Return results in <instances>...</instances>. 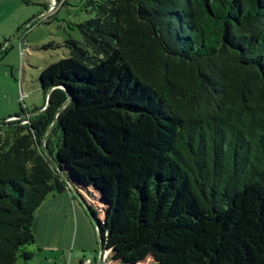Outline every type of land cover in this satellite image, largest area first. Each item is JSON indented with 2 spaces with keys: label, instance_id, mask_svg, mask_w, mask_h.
Listing matches in <instances>:
<instances>
[{
  "label": "trees",
  "instance_id": "16d2710c",
  "mask_svg": "<svg viewBox=\"0 0 264 264\" xmlns=\"http://www.w3.org/2000/svg\"><path fill=\"white\" fill-rule=\"evenodd\" d=\"M88 3L40 73L46 108L0 121V264L33 256L36 211L68 189L44 149L107 264H264V0ZM80 107L79 149L58 160Z\"/></svg>",
  "mask_w": 264,
  "mask_h": 264
},
{
  "label": "rangeland",
  "instance_id": "374dc122",
  "mask_svg": "<svg viewBox=\"0 0 264 264\" xmlns=\"http://www.w3.org/2000/svg\"><path fill=\"white\" fill-rule=\"evenodd\" d=\"M89 0H0V121L31 113L45 103L39 80L49 64L69 56L68 38L80 39L75 24L94 17ZM87 111L80 107L60 119L63 143L55 158L79 149L82 135L78 130L80 117ZM25 118V117H24ZM10 119L7 121H13ZM139 161L133 154L110 171H133ZM33 256L18 258L15 264H105L98 244L84 251L74 247L44 248L29 246ZM73 254V255H72Z\"/></svg>",
  "mask_w": 264,
  "mask_h": 264
},
{
  "label": "crops",
  "instance_id": "0c3cea01",
  "mask_svg": "<svg viewBox=\"0 0 264 264\" xmlns=\"http://www.w3.org/2000/svg\"><path fill=\"white\" fill-rule=\"evenodd\" d=\"M82 200L70 189L49 196L33 219L36 245L44 248L72 246L82 253L96 247V228Z\"/></svg>",
  "mask_w": 264,
  "mask_h": 264
},
{
  "label": "water",
  "instance_id": "95a60500",
  "mask_svg": "<svg viewBox=\"0 0 264 264\" xmlns=\"http://www.w3.org/2000/svg\"><path fill=\"white\" fill-rule=\"evenodd\" d=\"M55 1H56V0H55ZM61 87H62V86H61ZM52 88H53V87H52ZM52 88H51V89H52ZM51 89H50L49 92H48V96H47L46 104L44 105V107H42L41 109H39V110H37V111H34V112H31V113L24 114V115H22L21 117L24 118V117H27V116H29V115H31V114L39 113V112H41L42 110H44V109L46 108V106L48 105V98H49V93H50ZM65 91H66L67 94H68L67 99L63 102V104H62L61 107L58 109V111H60L62 108H64V107L66 106V104H67V102H68V100H69V98H70L69 92H68L66 89H65ZM18 117H20V116L9 117V118H7V119H5V120L15 119V118H18ZM53 122H54V120H53ZM53 122H52V123H53ZM44 153H45V156L48 158V160L51 162V164L54 165V167L57 169V171L59 172V174L62 176V178L64 179V181L66 182V184H67V186H68V189H70V190H71L75 195H77L80 199H83V198L81 197V195L78 193V191H77V190L74 188V186L71 184V182L68 180V178L63 174L62 170L56 165V163H55L54 160L52 159L51 154H49V153L47 152L46 149H44ZM82 201H83L84 207H85V209H86V212L88 213V215L90 216L92 222L94 223V217H93V215L91 214V212H90L89 209L87 208V206H86V204H85V201H84V200H82ZM97 237H98V250H99V256H100V258H101L102 253H103V247H102V244H101V241H100V238H99L98 234H97ZM106 253H107V252H106Z\"/></svg>",
  "mask_w": 264,
  "mask_h": 264
},
{
  "label": "built area",
  "instance_id": "2783aa9c",
  "mask_svg": "<svg viewBox=\"0 0 264 264\" xmlns=\"http://www.w3.org/2000/svg\"><path fill=\"white\" fill-rule=\"evenodd\" d=\"M105 253H106V252H105ZM105 253H104V252L102 253L101 259H102V257L104 256ZM105 264H107V262H106Z\"/></svg>",
  "mask_w": 264,
  "mask_h": 264
}]
</instances>
